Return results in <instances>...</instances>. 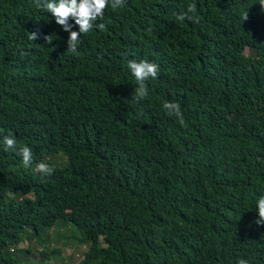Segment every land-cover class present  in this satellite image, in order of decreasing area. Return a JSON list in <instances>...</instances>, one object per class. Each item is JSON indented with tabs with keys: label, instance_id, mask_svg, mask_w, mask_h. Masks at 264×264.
<instances>
[{
	"label": "trees",
	"instance_id": "trees-1",
	"mask_svg": "<svg viewBox=\"0 0 264 264\" xmlns=\"http://www.w3.org/2000/svg\"><path fill=\"white\" fill-rule=\"evenodd\" d=\"M58 223L81 264H264V0H0V264Z\"/></svg>",
	"mask_w": 264,
	"mask_h": 264
},
{
	"label": "rangeland",
	"instance_id": "rangeland-1",
	"mask_svg": "<svg viewBox=\"0 0 264 264\" xmlns=\"http://www.w3.org/2000/svg\"><path fill=\"white\" fill-rule=\"evenodd\" d=\"M246 54L251 53L246 51ZM56 159L51 161L60 165L66 163V157L63 155H58ZM60 224L58 223L52 230L47 231V234L43 233L38 236L36 240L29 241L24 238L20 248L26 251L30 249L31 253L27 254L24 259L19 257V264H81L89 249V244L82 240L84 235L76 228L59 226ZM44 252L49 254V258L47 257L42 263L40 254Z\"/></svg>",
	"mask_w": 264,
	"mask_h": 264
}]
</instances>
